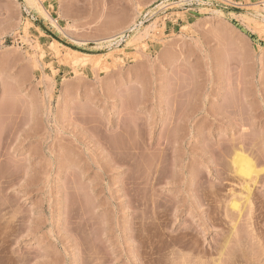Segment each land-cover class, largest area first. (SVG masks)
Masks as SVG:
<instances>
[{"label":"rangeland","instance_id":"374dc122","mask_svg":"<svg viewBox=\"0 0 264 264\" xmlns=\"http://www.w3.org/2000/svg\"><path fill=\"white\" fill-rule=\"evenodd\" d=\"M234 1L0 0V264H264L263 14Z\"/></svg>","mask_w":264,"mask_h":264},{"label":"bare ground","instance_id":"6f19581e","mask_svg":"<svg viewBox=\"0 0 264 264\" xmlns=\"http://www.w3.org/2000/svg\"><path fill=\"white\" fill-rule=\"evenodd\" d=\"M181 1H183V0H181ZM186 1V0H185ZM263 15H261V14H258V15H260V16H257L256 15V19L255 20H257V22H259V23H264V13H262ZM148 29L149 28H147L146 29V31H145V33H147V31H148ZM135 38V37H134ZM109 43H112V40L111 41H108ZM110 45H112V44H110ZM88 62V59H83L82 57H74V62L75 63H81L82 62V64L83 63H86V62ZM98 61V60H97ZM96 61V62H97ZM98 63V62H97ZM234 160H233V163H234V165H235V170H236V175H238L240 178H241V180H242V185H241V187H242V196L243 197H245V198H243L242 199V201H244V203L246 204V206H253L254 205V203H256V202H254L255 200H253V192H254V190H255V187H254V190H253V186L256 184L257 185V183H256V180L258 181V179H257V177H259V173L261 172V170L259 171L258 169H256V165L253 163V161H252V159L247 155V154H245L243 151H240V152H236V154H235V156H234V158H233ZM258 170V171H257ZM254 202V203H253ZM241 204H243V202H241ZM256 205V204H255ZM231 206V205H230ZM240 206H241V208H240ZM244 206V205H243ZM243 206L242 205H240V203H238V201L236 200V202H233L232 203V210L234 209L235 210V212H236V210H237V213L239 212L240 213V215H241V212H242V210L241 209H244L243 208ZM245 206V208L246 209H248V207H246ZM252 209V207H250V210ZM253 209H254V207H253ZM246 211V210H245ZM243 213V212H242ZM242 217L240 216L239 217V219H241ZM234 230V229H233ZM233 233V232H232ZM234 235H235V233H234ZM229 237V236H228ZM239 238V237H238ZM230 240H231V238H230ZM226 242V241H225ZM231 242V241H230ZM229 244V243H228ZM228 244H227V246H224V247H222L223 249H220V250H224V251H222V252H220L221 254H220V258H219V261L217 262V264H238L239 262L237 261H234V259H233V261H229V260H231V259H225L224 260V258H222L223 257V255H225L226 253H225V250H226V248L228 247ZM226 245V244H225ZM226 247V248H225ZM230 247V246H229ZM229 247L227 248V250L229 249ZM230 250V249H229ZM228 250V251H229ZM230 253V252H229ZM228 254V253H227ZM229 255V254H228ZM227 257V256H226ZM230 257H231V255H230ZM229 257V258H230ZM234 257V256H233ZM258 257V256H257ZM228 258V257H227ZM222 259V260H221ZM243 263V262H242Z\"/></svg>","mask_w":264,"mask_h":264},{"label":"built area","instance_id":"2783aa9c","mask_svg":"<svg viewBox=\"0 0 264 264\" xmlns=\"http://www.w3.org/2000/svg\"><path fill=\"white\" fill-rule=\"evenodd\" d=\"M220 2L223 5H229L231 7L237 8V9H239L243 6L242 2H237L234 0H220ZM256 6L261 10L262 13H264V0H258Z\"/></svg>","mask_w":264,"mask_h":264}]
</instances>
